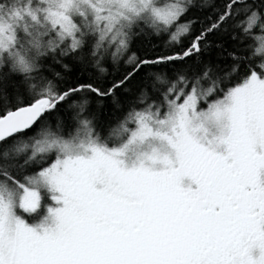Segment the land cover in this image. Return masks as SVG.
<instances>
[{
  "label": "snow or ice",
  "instance_id": "1",
  "mask_svg": "<svg viewBox=\"0 0 264 264\" xmlns=\"http://www.w3.org/2000/svg\"><path fill=\"white\" fill-rule=\"evenodd\" d=\"M0 264H264V0H0Z\"/></svg>",
  "mask_w": 264,
  "mask_h": 264
}]
</instances>
